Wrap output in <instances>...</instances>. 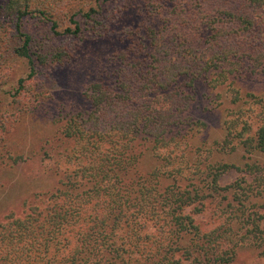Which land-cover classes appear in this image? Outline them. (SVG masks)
Here are the masks:
<instances>
[{"label":"trees","instance_id":"16d2710c","mask_svg":"<svg viewBox=\"0 0 264 264\" xmlns=\"http://www.w3.org/2000/svg\"><path fill=\"white\" fill-rule=\"evenodd\" d=\"M59 1L76 0H0V25L22 43L13 53L28 61L30 77L37 64L63 59L40 42L30 50L27 21L77 37L113 0H83L67 20L73 29L61 33ZM123 3L141 17L125 29L137 39L96 66L82 93L88 110L58 120V142L71 144L56 152L65 165L54 170L59 185L35 195L23 216L0 221V264H232L246 245L264 253V213L256 210L264 208V165L252 157L264 152V97L230 89L264 73V40L248 39L249 14L264 0ZM198 84L213 103L223 98L225 113L221 140L201 145L205 123L188 114ZM217 146L241 151L239 164L217 159ZM11 157V165L21 160ZM230 170L242 175L220 186Z\"/></svg>","mask_w":264,"mask_h":264},{"label":"rangeland","instance_id":"374dc122","mask_svg":"<svg viewBox=\"0 0 264 264\" xmlns=\"http://www.w3.org/2000/svg\"><path fill=\"white\" fill-rule=\"evenodd\" d=\"M123 1L125 0H113L101 6L99 14L84 20L82 32L77 37L56 35L47 21H27L26 31L33 35L30 50L33 51V47L36 48V44L40 42L45 45L42 47L46 52L61 55L63 59L61 64H37L32 77L29 76L28 61L18 59L13 53V49L22 43L7 32L11 31V26L0 25V221L9 213L23 216L28 206L35 203V195L58 187L54 170L62 171L65 165L57 161L56 152L63 153L71 145L58 142L59 127L62 125L59 121L65 118L68 111L88 110L82 93L96 66L105 62L108 55L128 47L133 39H137L136 34H130L125 29H135V25L141 23V17L134 12L135 16L132 11L125 12ZM82 2L83 0L70 4L57 2L55 6L59 12L54 14V18L58 28L54 31L61 33L65 27L73 29V25L67 20L76 10L82 9ZM249 16L253 27L248 39L264 40V6L252 10ZM4 32L6 36H3ZM176 32L179 31L172 30L170 33ZM145 41L149 43L148 39ZM233 41L235 43L238 40ZM197 50L201 51V48ZM169 58L177 63L182 61L174 53ZM233 87L242 93L264 97V73L249 79H235L230 89ZM194 94L196 100L188 114L204 122L206 126L198 137V145L221 140L225 113L224 106L219 108L222 105L217 106V103L223 98L213 103L214 95L209 98L207 90L200 84ZM230 95L227 94V100ZM250 121L254 132L257 124L252 119ZM213 154L217 159L236 164H239L243 155L239 150L230 155L228 146L215 147ZM9 155L11 158L21 157V160L11 165ZM205 156L206 153H203L202 158ZM252 157L253 161L264 165V152H256ZM149 164L145 162L144 168L147 169ZM240 175L242 173L230 170L221 177L219 184L226 186ZM246 179L251 182L253 176H246ZM256 210L264 213V208ZM204 216L198 219L205 222L208 218ZM232 264H264V253L259 254L252 245H246L238 252Z\"/></svg>","mask_w":264,"mask_h":264}]
</instances>
